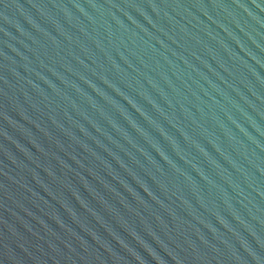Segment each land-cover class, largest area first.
Here are the masks:
<instances>
[{
  "label": "water",
  "instance_id": "obj_1",
  "mask_svg": "<svg viewBox=\"0 0 264 264\" xmlns=\"http://www.w3.org/2000/svg\"><path fill=\"white\" fill-rule=\"evenodd\" d=\"M0 264H264V0H0Z\"/></svg>",
  "mask_w": 264,
  "mask_h": 264
}]
</instances>
